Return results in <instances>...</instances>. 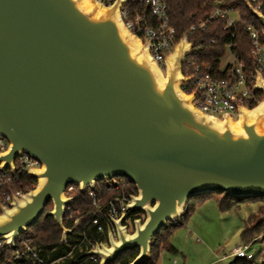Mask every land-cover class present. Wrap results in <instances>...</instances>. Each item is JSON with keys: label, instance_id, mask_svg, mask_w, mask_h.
Here are the masks:
<instances>
[{"label": "water", "instance_id": "water-1", "mask_svg": "<svg viewBox=\"0 0 264 264\" xmlns=\"http://www.w3.org/2000/svg\"><path fill=\"white\" fill-rule=\"evenodd\" d=\"M249 14L264 29V15L249 0ZM124 0L111 7L90 0H0V174L17 173L21 154L40 164L27 175L36 186L0 214V240L16 247L20 234L46 213L62 232L76 186L82 194L99 181L131 182L123 224L110 218L108 246L85 254L111 264L138 250L130 264L151 258L160 230L182 220L189 199L221 192L234 198L264 197V81L262 101L240 118L204 115L180 86L190 44L181 39L165 59V74L147 44L120 17ZM264 220V217L262 218Z\"/></svg>", "mask_w": 264, "mask_h": 264}, {"label": "built area", "instance_id": "built-area-1", "mask_svg": "<svg viewBox=\"0 0 264 264\" xmlns=\"http://www.w3.org/2000/svg\"><path fill=\"white\" fill-rule=\"evenodd\" d=\"M90 1L111 7L116 0ZM251 4L255 10L264 15V9L262 11L260 4ZM210 7L212 9L210 16L192 26L189 33L204 31L213 21L224 20V30L233 28L231 38L234 39L236 37V25L241 24L237 6L227 4L226 0H215L214 3L210 4ZM120 17L126 29L147 44L150 57L162 71L165 70V59L173 55V50L181 39L190 44L188 55L184 58L182 65V73L189 79V82L181 85L180 88L185 94L193 96L192 105L200 113L218 120L230 116L233 121H237L240 118L241 109L250 110L262 101L263 95L256 88L259 76L264 81V29L260 24V27L254 24H242L251 43V65L248 68L234 54L231 43L226 46L227 55L219 60L217 66L200 61L197 53L204 48L202 41L195 45L188 40L186 34L177 37L167 12V6L162 0H124V5L120 8ZM8 147V141L0 136V153L5 152ZM15 166L17 173H28L29 170L40 169L39 162L25 154L18 156ZM72 191L73 186L68 187L65 195L69 196ZM24 194L23 192H16L2 196L0 198V214L2 208L10 209L13 197L21 198ZM90 195L96 197L94 193ZM129 197L122 196L109 202L107 216L109 225L111 224L110 218L118 219L122 214L126 215L123 224L127 225L130 222L126 211L127 205L130 203ZM93 205L98 211H101L98 204L93 203ZM96 216L97 214L93 213L90 223L96 226L99 232H103L104 230ZM69 218H73V213H69ZM81 220L82 217L76 218L73 225L76 227ZM82 236V240H77L78 244L75 245L68 244L65 240L63 243L70 249V252L55 259L50 257L55 249L42 250L33 246L30 241L18 238L16 244L18 243L19 249L14 255V262H20L25 258L31 260L33 264H60L67 258H72L76 249L85 255L96 247L108 246L106 236L105 241L90 244L91 249L88 247L82 249L81 246L86 241L85 235ZM255 242L258 240L239 245L233 251V255L236 258L254 262L255 255L249 251V248ZM4 244L5 242L1 241L0 248ZM89 259L94 263H99V259L96 257L91 256ZM259 262L263 263L260 259Z\"/></svg>", "mask_w": 264, "mask_h": 264}, {"label": "trees", "instance_id": "trees-1", "mask_svg": "<svg viewBox=\"0 0 264 264\" xmlns=\"http://www.w3.org/2000/svg\"><path fill=\"white\" fill-rule=\"evenodd\" d=\"M162 1H164L167 6V12L171 24L176 30L177 37L179 38L186 34L188 40L195 45H198L202 41L204 48L197 53L200 61L217 66L219 60L227 55L226 46L231 43L234 54L246 67H250L251 43L248 34L243 30L242 24H254L258 27H260V25L257 20L249 14L242 0H226L227 4H234L237 6L241 17V24H237L235 28L236 37L234 39L231 38L233 28L224 30V20L213 21L204 31L189 33L192 26L198 24L200 21L206 20L210 16L212 12L210 4L214 3L215 0ZM249 1L254 4H260L263 11L264 0ZM35 186L36 180L30 178L27 173H16L13 175L9 171H6L0 174V198L4 195L15 194L16 192L26 193ZM108 188L111 190H108ZM93 192L96 193V197H92L88 191L82 194L78 187L73 186V191L69 194V197H73L74 201L68 207V210H66L63 220L65 228L73 230L72 234L68 235L66 238L68 244L75 245L77 240L81 241L83 238L82 235H85L86 241L82 244V249L86 247L91 249L90 244L106 240L107 226L109 225L107 217L109 202L122 196L129 197L131 195H136L135 186L125 179H117L115 182H111V180L99 181L96 183ZM206 199H213L221 212L230 211L246 203L264 202V197L234 198L226 196L221 192L210 193L208 196H199L197 199H189L182 220L176 225H169L160 230L159 234H157L152 241L150 260L142 264H158L160 254L163 251L171 254L176 253L171 243L174 234L177 230L186 226L190 217L194 214L197 205L203 203ZM95 200L98 201V206L101 208V211H98L93 205ZM115 204L117 205V202H115ZM52 209L53 205L49 203L45 207L38 222L33 227L21 233L19 238L30 241L33 246L39 247L42 250L55 249L50 255L51 259H55L65 256L70 252V249L64 243L60 242L62 232L55 221L51 217L45 216L46 213L50 212ZM69 213H73L72 219L69 218ZM93 213L97 214L96 217L104 230L103 232H99L97 227L90 223ZM141 214L142 213L139 212L128 213L127 218L132 222L135 219H139ZM78 217H82V220L75 227L73 223ZM263 217L264 206H261L257 213L252 214L245 222L244 229L239 235L240 245L248 244L252 240L264 235ZM18 249V243L14 249H9L4 244L0 248V264H33L31 260L25 258L20 262H14V255ZM137 255L138 250H128L111 264H130ZM90 257L91 256H85L83 253H79V250L76 249L72 254V258H67L60 264H98L91 261L89 259ZM231 264H253V262L236 258ZM261 264H264V262Z\"/></svg>", "mask_w": 264, "mask_h": 264}, {"label": "rangeland", "instance_id": "rangeland-1", "mask_svg": "<svg viewBox=\"0 0 264 264\" xmlns=\"http://www.w3.org/2000/svg\"><path fill=\"white\" fill-rule=\"evenodd\" d=\"M162 72L165 74V70ZM117 179L122 178L113 179L111 182ZM93 190L94 188L88 190L89 194L96 195ZM108 190L111 189L108 188ZM94 203L99 204L96 200ZM261 206H264V202L246 203L230 211L221 212L213 199H206L197 205L194 214L186 224L193 230L192 236L185 235L184 227L177 230L171 243L177 247L179 253L170 254L163 251L158 264H231L233 259L229 258V255L235 247L240 245V234L237 235V231L243 228L247 219L257 213ZM140 218L144 219L145 216L141 214ZM127 226L128 233H132V222H128ZM263 239L264 235L254 239L258 242L253 243L249 248V251L255 255L253 264H260L259 259L264 262Z\"/></svg>", "mask_w": 264, "mask_h": 264}, {"label": "crops", "instance_id": "crops-1", "mask_svg": "<svg viewBox=\"0 0 264 264\" xmlns=\"http://www.w3.org/2000/svg\"><path fill=\"white\" fill-rule=\"evenodd\" d=\"M245 225V224H244ZM185 228V235L187 236V237H190V236H192V234H193V230L191 229V228H189V227H187V226H185L184 227ZM243 229H244V226H243V228H240L238 231H237V235L238 234H240L242 231H243ZM174 248H175V250H176V253L175 254H177V253H179V250L177 249V247L176 246H174ZM237 247H235L233 250H232V252H231V254L229 255V258H232L233 260H232V262L236 259V257L233 255V251L236 249ZM171 254V253H170ZM260 261H262L261 259H260ZM231 262V263H232ZM260 264H261V262H259Z\"/></svg>", "mask_w": 264, "mask_h": 264}]
</instances>
